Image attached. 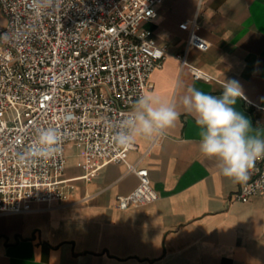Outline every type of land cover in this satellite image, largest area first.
Returning a JSON list of instances; mask_svg holds the SVG:
<instances>
[{
    "label": "crops",
    "instance_id": "obj_1",
    "mask_svg": "<svg viewBox=\"0 0 264 264\" xmlns=\"http://www.w3.org/2000/svg\"><path fill=\"white\" fill-rule=\"evenodd\" d=\"M193 19L209 49L188 48L187 63L208 81L194 79L178 58L188 37L179 25ZM143 27L166 48L147 93L181 113L148 153L150 140L138 138L127 155L147 169L158 200L118 210L117 197L137 186L136 175L112 163L86 179L78 149L69 146L63 178L74 187L70 199L0 214V264H264V195L232 198L238 184L200 152L201 129L181 106L188 87L219 96L224 81L235 79L244 93L235 109L264 135V0H167Z\"/></svg>",
    "mask_w": 264,
    "mask_h": 264
},
{
    "label": "built area",
    "instance_id": "obj_2",
    "mask_svg": "<svg viewBox=\"0 0 264 264\" xmlns=\"http://www.w3.org/2000/svg\"><path fill=\"white\" fill-rule=\"evenodd\" d=\"M167 0H47L42 14L32 0H0L5 18L0 34V214L30 211L31 203L70 199L73 185L63 178L69 146L78 149L79 167L89 179L108 164L123 163L137 186L117 197L126 210L153 203L157 192L146 168L127 162L135 148H119L113 137L133 101L151 89L150 75L160 68L166 48L143 26ZM202 0H197L201 4ZM179 28L188 34L178 57L194 79L209 76L187 63V49H209L196 19ZM55 127L62 151L40 161L28 148L41 129ZM162 137L150 140L148 153ZM23 154L19 156L18 154ZM264 195V160H258L246 185L233 199L247 203Z\"/></svg>",
    "mask_w": 264,
    "mask_h": 264
},
{
    "label": "clouds",
    "instance_id": "obj_3",
    "mask_svg": "<svg viewBox=\"0 0 264 264\" xmlns=\"http://www.w3.org/2000/svg\"><path fill=\"white\" fill-rule=\"evenodd\" d=\"M47 2L50 6L51 0ZM45 3L46 0H32V10L42 14ZM0 39L7 41L9 34H0ZM243 95L239 81L230 79L224 81L219 96L191 86L181 101L184 112L193 115L201 129L200 152L216 162L222 176L240 185L247 184L256 162L264 160V135L234 107ZM133 105L113 137L119 148H130L138 138L152 140L164 136L181 115L175 103L150 93L140 94ZM61 151V138L55 127L41 129L37 140L28 148L31 157L40 161L54 158Z\"/></svg>",
    "mask_w": 264,
    "mask_h": 264
}]
</instances>
